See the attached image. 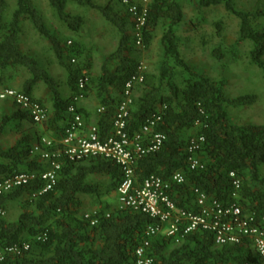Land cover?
<instances>
[{"label": "trees", "instance_id": "1", "mask_svg": "<svg viewBox=\"0 0 264 264\" xmlns=\"http://www.w3.org/2000/svg\"><path fill=\"white\" fill-rule=\"evenodd\" d=\"M129 1L141 8L142 4ZM195 1L198 9L221 6L238 20V39L251 43L249 63L261 71L264 86V0H257L251 10L237 8L234 0ZM118 2L125 14L123 17L111 2L100 5L95 0H48L57 21L73 34L81 30L84 20L68 12L70 3L97 11L118 33L116 49L102 63L100 75L93 79L90 50L78 41L60 38L33 0H15L10 16L7 0H0V86L8 76L12 77L8 73L10 69L21 68L28 77L18 92L45 106L31 95L37 84H44L52 98L53 115L46 122L57 127L61 135L69 125L66 114L70 106L76 108L83 120L89 116L74 103V98L79 95L85 98L92 91L100 108H104L102 113L97 110L95 126L103 140L111 133L125 84L141 75L142 83L133 89L126 132L133 137L158 117L154 133L162 134L165 141L157 152L136 161V184L152 175L172 183L173 175L179 172L186 183H172L169 193L176 207L193 211L192 190L197 189L224 207L238 206L243 217H253L264 226V125L236 124L230 119L231 110L252 106L257 101L256 95L230 97L223 80L216 82L186 62L176 37L178 26L183 22L178 0H152L146 5L141 48L136 47L135 22L128 9ZM25 21L49 44L57 65L64 71L67 98L60 93L57 80L36 58L19 51ZM217 28L221 30L220 23ZM157 30L162 31L157 74L142 72L141 53L149 50ZM212 56L222 61L223 49L216 47ZM81 79H86L82 91L79 90ZM11 121H31V118L27 111L16 108L12 117L2 119L0 133ZM193 136L204 139L196 154L203 164L199 170L189 167L188 145ZM38 158L29 135L6 150L0 148V182L20 174L33 176L25 186L0 195V264H135V251L144 240L145 229L158 222L144 214L119 209L118 203L103 207L100 200L104 193L100 186L88 182L92 177L105 176L108 178L106 194L117 198L121 180L118 167L101 159L85 160L87 163L83 165L85 161L70 162L60 156L55 159L60 164L55 186L40 194L44 187L40 175L48 169V164ZM229 173H234L240 182L236 190ZM80 194L92 195L102 206L92 216L97 219L95 226L83 216H77ZM24 197L33 210L25 208L16 221H6L3 217L6 206ZM181 235L177 242L175 238H148L146 255L151 264H264V258L255 252L249 239L239 245L216 246L213 235L207 231ZM24 244L29 246L28 250L7 252Z\"/></svg>", "mask_w": 264, "mask_h": 264}, {"label": "built area", "instance_id": "2", "mask_svg": "<svg viewBox=\"0 0 264 264\" xmlns=\"http://www.w3.org/2000/svg\"><path fill=\"white\" fill-rule=\"evenodd\" d=\"M128 9L132 20L135 22L134 36L136 47H142L141 30L146 24L147 3L143 0L141 8L130 3L129 0H119ZM140 71L143 72V66ZM86 79H81L79 90L82 91ZM141 75L132 77L124 86L122 99L118 104L113 119L110 135L101 139L96 127L84 133V122L72 105L67 110L69 125L58 144L59 150L50 153L48 149L53 147L51 142L42 139L33 147V153L39 154L40 159L48 164V169L41 173L40 178L44 181V187L40 194L47 193L56 184L57 172L60 164L55 160L60 156L70 162H81L89 159H101L115 164L120 173L121 180L116 190L119 209L129 210L132 213H141L158 222L155 226L145 229L144 240L135 251V264H151L152 260L147 257L149 248L148 238L165 237L175 238L179 233L186 235L193 231H207L213 235L216 246L239 245L245 239L252 242L255 252L264 258V226L256 222L253 217H243L238 206L224 207L217 200H210L203 192L192 190L194 196L193 211H185L176 207L171 200L172 183L183 185L186 183L182 173H175L172 183H166L156 176H150L140 185L135 181L136 161L148 154L157 152L165 141L160 133H154V127L160 118L149 121L139 133L130 137L126 132L129 110L132 105L133 89L141 84ZM82 96L74 98V103L82 100ZM11 101L17 108L27 111L34 124H43L48 119L45 106L33 101L30 97L10 88L0 89V102ZM104 108H99L102 113ZM203 137L193 136L188 145L189 167L191 170L203 169V164L196 156ZM32 175H16L0 182V195L8 193L15 188L25 186ZM234 189L240 186L239 180L234 173H229ZM234 196H236L234 194ZM95 213L84 216L91 226L97 224V219L92 218ZM181 235V236H182ZM24 244L7 250L8 253H19L28 250ZM1 260V259H0Z\"/></svg>", "mask_w": 264, "mask_h": 264}, {"label": "rangeland", "instance_id": "3", "mask_svg": "<svg viewBox=\"0 0 264 264\" xmlns=\"http://www.w3.org/2000/svg\"><path fill=\"white\" fill-rule=\"evenodd\" d=\"M33 1L47 24L59 33L60 38L66 41H78L82 43L85 48L90 50L92 59L91 69L93 67L95 72H100L101 61L104 59L105 55L104 53L114 51L118 42V33L108 26L102 16L95 10L82 8L74 3H70L67 8L68 12L79 15L84 20L81 30L73 34L57 21L49 8L48 0ZM95 1L100 5L111 2L114 4L115 10L118 11L117 14L119 16L121 14L122 17L125 15L123 9L121 10L119 8V0ZM7 2L9 6L8 16H10L15 7V0H7ZM184 2L185 11H183V22L178 26L176 32L182 57L189 65L205 72L216 82L223 80L226 91L230 97L244 94L256 95L257 101L252 106L231 110L230 119L233 123L264 125V86L262 74L258 68L249 63L251 43L241 42L238 39V20L233 15L226 12L221 6L216 8L197 9L196 7L193 8V4L190 6L186 1ZM256 2L257 0H234L236 7L243 10L253 9ZM218 23L222 26L221 30L217 28ZM24 32L23 40L21 39V43H19L21 50L34 52L37 54L39 60L44 59V66L48 68V72L54 74L59 85H62L65 89L66 86L62 82L64 71L57 67L58 65L56 66L57 62L54 66L52 65V63H54L52 60L54 55L52 51L45 48L46 42L40 40L38 34L27 21L24 22ZM161 35L162 31L157 30L149 50L141 53L140 56L142 63L148 65L147 72L149 73L157 74L158 71L159 60L162 53L160 47ZM216 47H220L224 51V58L222 61H218L212 56V51ZM42 55H44V57H42ZM8 73L12 75L14 79L13 83H10L9 88L19 91L22 82L28 77L26 72L18 68L13 72L9 70ZM15 80L18 85H15ZM42 85L44 86V84L41 83L40 86ZM36 91L37 88L35 86L33 92L36 93ZM61 94L62 96L65 95V93ZM45 107L49 110L50 106ZM88 182L92 185L97 184L100 186V191L104 193L100 200L103 207H105V205H110L111 207L117 205V198L113 195L109 196L106 194L105 190L108 183L106 177H92ZM78 200L79 209L77 216L79 218L87 213L86 211L99 210L100 207H102L98 199L93 198V196L89 194L78 195ZM28 203L29 200L26 202L24 200L10 202L5 208L4 219L9 222H14L25 208L33 210V206Z\"/></svg>", "mask_w": 264, "mask_h": 264}, {"label": "crops", "instance_id": "4", "mask_svg": "<svg viewBox=\"0 0 264 264\" xmlns=\"http://www.w3.org/2000/svg\"><path fill=\"white\" fill-rule=\"evenodd\" d=\"M152 0H146V3L149 4ZM179 3L181 4V8L182 11L184 10L185 5L183 3H185L184 1H186V3H188V5L192 6V4L194 5L193 8H197V4L195 0H178ZM134 2L136 4H142L143 0H137ZM119 8L122 10V6L119 5ZM195 11V10H194ZM122 15V14H121ZM120 15V16H121ZM184 18V15H183ZM53 28V27H52ZM54 29V28H53ZM39 36V35H38ZM40 40L45 41L43 38H41L39 36ZM23 40V38H22ZM46 42V41H45ZM21 43V42H20ZM45 43V48L49 49V44ZM18 49L22 54H25L29 57H34L37 59V61L43 65L42 67L48 72V68L46 66H44V59L39 60L37 54H35L34 52H28V51H22L20 48V44L18 45ZM115 50V49H114ZM113 52V51H112ZM104 53V59L101 61V65L104 62V60L112 53ZM42 57H44V55H42ZM41 57V58H42ZM52 60L54 61V63H52V65L54 66L56 64V60L55 57H52ZM57 66V64H56ZM143 66V71H147V66L145 63H142ZM59 67V66H57ZM101 67V66H100ZM60 68V67H59ZM18 69V68H17ZM12 72L15 71L16 69H10ZM91 71V76L93 79H96L99 75L100 72H95L93 67L90 70ZM49 73V72H48ZM50 74V73H49ZM65 74V73H64ZM63 74V79L62 82L63 84H65L66 82V76ZM53 78L56 79V76L54 74H50ZM9 77V76H8ZM6 78L5 79V84H3V86H0V89L2 88H9L10 87V83H13V77L11 78ZM61 78V77H60ZM65 80V81H64ZM15 85H18L16 80H15ZM23 83V82H22ZM41 83L36 85L37 91L36 93L31 92V95L34 99L40 100L42 101L43 105L49 107V110L46 108L47 112H48V117L52 118V110H51V104H52V98L50 95V92L48 89H46L45 85L40 86ZM22 86V84H21ZM40 86V87H39ZM66 86V85H65ZM12 89V88H10ZM112 94L113 91L110 90ZM60 92L61 93H65V95L63 96L64 98H67L69 96L68 90L67 88L64 89V87L62 85H60ZM67 92V94H66ZM117 96V95H115ZM119 97V95H118ZM121 100V98H120ZM81 109H83L84 111H86V113L89 115L87 118H85L83 120L84 122V133L87 134V132L89 131V129H91L92 127L96 126V122H97V116H96V112L97 110L100 108V104L98 103V101L95 99L94 94L92 91L89 92V94L83 98L80 102H78L77 104ZM16 106L11 102V101H3L0 102V124L1 121L4 117H12L13 114L16 111ZM66 117L69 119L68 115L66 114ZM24 135H29L32 137V145H36V143H38L39 141L41 142L42 139H46L47 141L51 142V144H53V147H51L49 149V151H53V150H59V142L62 138V135L59 134L58 128L57 127H51L47 122L43 123V124H34L32 121H11L8 124H6L1 133H0V148L2 150H6L7 148L11 147L12 145L15 144V142L17 140H19L21 137H23ZM39 159V158H38ZM40 161V159H39ZM87 163V161L83 162V165H85ZM105 177V176H104ZM108 179V178H107ZM23 199H26V197H24ZM22 199V200H23ZM93 210L90 211H86L87 213H91ZM86 214V213H85Z\"/></svg>", "mask_w": 264, "mask_h": 264}, {"label": "clouds", "instance_id": "5", "mask_svg": "<svg viewBox=\"0 0 264 264\" xmlns=\"http://www.w3.org/2000/svg\"><path fill=\"white\" fill-rule=\"evenodd\" d=\"M37 144V143H36ZM33 147H34V145H33ZM49 150V149H48ZM35 154V153H34ZM35 155H38L39 156V159H40V155L39 154H35ZM40 161L41 162H44V161H42L41 159H40ZM97 210H93L91 213H86V214H84L83 215V217L85 216V215H87V214H93V213H95Z\"/></svg>", "mask_w": 264, "mask_h": 264}]
</instances>
